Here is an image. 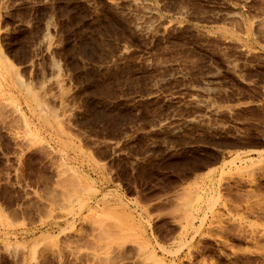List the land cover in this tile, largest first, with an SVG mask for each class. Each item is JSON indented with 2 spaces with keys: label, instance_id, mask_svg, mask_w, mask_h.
Here are the masks:
<instances>
[{
  "label": "rangeland",
  "instance_id": "374dc122",
  "mask_svg": "<svg viewBox=\"0 0 264 264\" xmlns=\"http://www.w3.org/2000/svg\"><path fill=\"white\" fill-rule=\"evenodd\" d=\"M0 264H264V0H0Z\"/></svg>",
  "mask_w": 264,
  "mask_h": 264
}]
</instances>
